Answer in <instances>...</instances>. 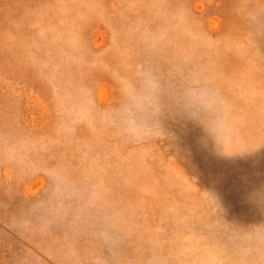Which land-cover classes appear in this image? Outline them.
<instances>
[{"label": "rangeland", "instance_id": "rangeland-1", "mask_svg": "<svg viewBox=\"0 0 264 264\" xmlns=\"http://www.w3.org/2000/svg\"><path fill=\"white\" fill-rule=\"evenodd\" d=\"M264 0H0V264H264Z\"/></svg>", "mask_w": 264, "mask_h": 264}, {"label": "snow or ice", "instance_id": "snow-or-ice-1", "mask_svg": "<svg viewBox=\"0 0 264 264\" xmlns=\"http://www.w3.org/2000/svg\"><path fill=\"white\" fill-rule=\"evenodd\" d=\"M261 200H262V203H264V192L261 193Z\"/></svg>", "mask_w": 264, "mask_h": 264}]
</instances>
